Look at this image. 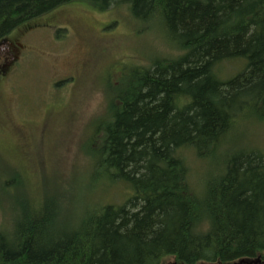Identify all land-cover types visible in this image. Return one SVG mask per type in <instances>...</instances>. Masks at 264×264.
Here are the masks:
<instances>
[{
    "label": "trees",
    "instance_id": "trees-1",
    "mask_svg": "<svg viewBox=\"0 0 264 264\" xmlns=\"http://www.w3.org/2000/svg\"><path fill=\"white\" fill-rule=\"evenodd\" d=\"M73 2L126 7L168 46L150 45L118 84L116 66L106 74L98 149L80 173L100 187L73 199L68 179L41 186L0 155V264H264V150L225 148L248 111H264V0H0V44ZM235 59L244 69L223 79ZM212 156L197 178L190 161ZM111 185L121 203L105 198Z\"/></svg>",
    "mask_w": 264,
    "mask_h": 264
},
{
    "label": "rangeland",
    "instance_id": "rangeland-1",
    "mask_svg": "<svg viewBox=\"0 0 264 264\" xmlns=\"http://www.w3.org/2000/svg\"><path fill=\"white\" fill-rule=\"evenodd\" d=\"M20 28L0 44L6 68L0 76V155L41 186L68 179L61 187L74 199L86 184L101 182L93 169L80 173L89 165L87 153L98 149L91 137L94 125L104 122L107 72L116 66L112 81L118 84L129 68L148 63L145 56L157 53L150 48L159 44L165 49L168 41L162 31L146 30L126 7L99 11L82 2L62 5L41 16L38 25ZM245 64L244 59L224 63L221 77H234ZM263 112L248 111L229 131L225 148L230 153L264 150ZM217 160L195 158L190 164L195 176L204 179ZM7 166L0 160V171ZM122 189L111 185L105 198L121 203Z\"/></svg>",
    "mask_w": 264,
    "mask_h": 264
},
{
    "label": "flooded vegetation",
    "instance_id": "flooded-vegetation-1",
    "mask_svg": "<svg viewBox=\"0 0 264 264\" xmlns=\"http://www.w3.org/2000/svg\"><path fill=\"white\" fill-rule=\"evenodd\" d=\"M22 46V45H21ZM1 47V46H0ZM16 52H18V51H16ZM4 60H5V58L3 59V57L2 56H0V76L2 75V73L3 72H5V65H2V63L4 62ZM1 61H3L2 63H1Z\"/></svg>",
    "mask_w": 264,
    "mask_h": 264
},
{
    "label": "water",
    "instance_id": "water-1",
    "mask_svg": "<svg viewBox=\"0 0 264 264\" xmlns=\"http://www.w3.org/2000/svg\"><path fill=\"white\" fill-rule=\"evenodd\" d=\"M245 261H241L240 264L244 263ZM249 264H251V262H249Z\"/></svg>",
    "mask_w": 264,
    "mask_h": 264
}]
</instances>
